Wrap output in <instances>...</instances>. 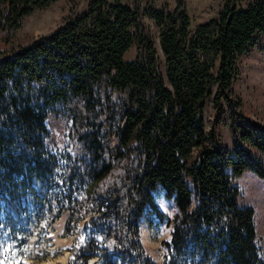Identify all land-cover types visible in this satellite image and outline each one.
I'll return each mask as SVG.
<instances>
[{"label":"trees","instance_id":"trees-1","mask_svg":"<svg viewBox=\"0 0 264 264\" xmlns=\"http://www.w3.org/2000/svg\"><path fill=\"white\" fill-rule=\"evenodd\" d=\"M59 1L0 0V264H22L27 232L7 205L34 178L46 182L51 215L69 214L65 233H78L68 264H264L255 209L231 182L246 170L264 180V124L233 88L239 59L263 48L264 0H225L196 25L184 0H88L18 43L24 22ZM55 111L69 123L60 149L48 145ZM227 122L230 146L217 132ZM155 221L170 229L160 261L141 237Z\"/></svg>","mask_w":264,"mask_h":264},{"label":"rangeland","instance_id":"rangeland-1","mask_svg":"<svg viewBox=\"0 0 264 264\" xmlns=\"http://www.w3.org/2000/svg\"><path fill=\"white\" fill-rule=\"evenodd\" d=\"M88 0H60L50 8L38 12L29 17L19 30L17 35L18 43H23L35 37L47 34L67 19L80 12ZM157 7L171 6L176 4L175 0H149ZM225 0H184L187 14L191 23L196 25L216 16ZM148 25L149 32L155 40V46L159 57H162L158 45L157 28L152 20L144 18ZM261 50H252L249 54L239 59L240 76L235 81L233 88L240 98L243 106L250 116L264 124V42ZM136 49L132 47L125 55L126 59L135 56ZM214 89V88H213ZM207 120V129L210 128L213 118L211 99H207L204 109ZM50 136L48 145L52 149H60L68 144V120L61 111H55L48 119ZM221 142L226 146L231 144V132L229 123L220 124L217 127ZM112 144H116L114 139ZM264 164V155L258 153ZM231 182L239 191V203L251 205L255 209V220L257 224L258 241L261 247V255L264 259V180L250 170L244 171L241 175L231 176ZM33 192H29L14 203L7 205L9 210L27 237H23L25 245L20 247L22 264H68L70 258L69 249L74 243L76 234L67 235L66 227L69 223V214L64 212L60 217L50 213L47 202V185L44 180L34 178ZM160 209L171 218L174 207L171 201L158 195L156 199ZM83 223L79 224L80 233ZM168 222L155 221L151 226L142 228V242L147 248L149 255L156 261H160L164 251L161 242L169 237ZM95 259L89 261L92 264Z\"/></svg>","mask_w":264,"mask_h":264}]
</instances>
